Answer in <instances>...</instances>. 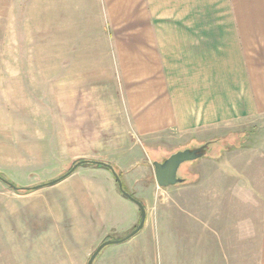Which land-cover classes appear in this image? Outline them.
<instances>
[{
    "label": "crops",
    "instance_id": "0c3cea01",
    "mask_svg": "<svg viewBox=\"0 0 264 264\" xmlns=\"http://www.w3.org/2000/svg\"><path fill=\"white\" fill-rule=\"evenodd\" d=\"M43 8L50 21L59 17L53 31L46 26L42 30L46 46L60 48L59 57L65 62L69 58L91 63L96 58L109 68L112 87L100 96L105 111L117 120L114 123L106 117L104 127L120 130L118 152L130 140V129L143 142L170 137L174 143L184 144L174 150L214 144L210 151L206 148L205 159L192 163L203 165L202 180L190 183V190L201 192L206 202V233H196L189 217L157 214L154 218L153 229L166 240L162 242L165 264H225L219 258L231 255L226 246L230 237L222 233L226 225L235 232L230 239L257 241L252 261L264 264V139L247 148L250 142L238 131L264 118V0H43ZM66 48L74 53L67 56ZM83 78L79 71L73 77ZM60 85L59 109L65 114L64 126L69 122L75 128L79 161H95L83 158H99V139L85 130L100 126L97 116L89 117L95 103L81 93L77 82L74 87ZM210 137L216 140H207ZM108 143L114 141L105 144L112 148ZM160 149L155 150L164 152ZM115 171L122 181V174ZM216 172L217 181L212 176V182L206 179ZM114 180L105 167L87 164L54 185L23 195L39 199L44 215L57 223L54 247L59 252L62 246L66 254L68 239H100L99 233L83 231L86 215L82 207L95 205L94 198L101 201L95 206V216L100 219L110 216L103 210L109 208L105 200L124 203L130 216L123 233L138 224V207L122 197ZM50 197L57 198L58 204L47 201ZM145 210L144 225L136 234L140 239L153 223ZM109 229L100 233L111 234ZM46 230H40L41 239L47 238ZM207 233L208 239L223 241L221 249L207 252L206 247L196 248L195 241L206 240ZM182 240L183 246L178 248Z\"/></svg>",
    "mask_w": 264,
    "mask_h": 264
},
{
    "label": "rangeland",
    "instance_id": "374dc122",
    "mask_svg": "<svg viewBox=\"0 0 264 264\" xmlns=\"http://www.w3.org/2000/svg\"><path fill=\"white\" fill-rule=\"evenodd\" d=\"M43 9V0H0V173L6 174L17 185L32 188L60 177L74 162L80 160L75 151L78 147L75 128L69 127V122L64 126L65 114L59 109L60 84H70L74 87L77 82L81 93L85 92L86 96L94 101V109L89 117L97 116L100 125L85 129L88 130V136L96 134L99 139V158H83L102 161L119 170L123 178L121 182L126 183L125 189L127 192L130 189L131 192L128 193L140 198L147 208V216L153 221L143 238L135 235L136 237L133 236L122 243L107 245L100 251L93 264H165L162 242L165 243L166 240L162 241L157 230L153 229L157 214L189 217L196 233H206V202L203 201L201 192L193 193V190H190V183L202 180L203 168L201 162L196 165L192 163L205 159L206 155L179 165L178 177L183 181L168 190H161L162 188L157 186L152 163L164 160L176 147L184 144H176L170 137L166 141L158 138L143 142L137 139L130 129V140H126L123 150L118 152V148L122 146V136H118L120 130L116 132L114 127H104L106 117L113 119V113L105 111L100 96L112 87L108 76L109 68L106 64L97 63L96 58L91 63L80 64V61L76 63L68 60L69 58L65 62L64 58L59 57L60 48L46 46L42 30L46 26L53 31L59 25V17L55 15L51 22L49 17L44 15ZM51 34L53 35V32ZM57 35H54L55 39L58 38ZM65 50L67 56L70 52L74 53L72 48ZM81 59L83 58H79ZM75 71L82 72L84 78L73 79L76 77ZM105 101L107 102L106 98ZM71 106L73 109L74 99ZM97 106L99 109L95 108ZM113 120L114 123L117 122L116 119ZM239 130L243 131L250 142L246 144L247 148L259 145L264 139V118L251 125L239 127ZM211 139L216 140V137L207 140ZM108 141H114L112 144L108 143L112 148L105 145ZM213 145L209 144L207 151H210ZM158 148L164 152H157L155 149ZM180 150L184 148L176 149L173 153ZM211 173L205 176L206 179L209 177L208 181H217L215 176L218 173ZM210 176L214 178L210 180ZM13 182L11 183L14 184ZM23 194L26 193L20 194L0 181V264H86L89 255L100 242L107 240V237L121 239L129 233H123L130 216L124 203L117 199L105 200L109 208L103 210L109 211L110 216L100 219L95 216V206L101 201L94 198L95 205L88 206L89 209L82 207L86 215L83 218V231L88 235L99 233L100 239H68L67 253L63 254L62 246L59 247V252L54 247L57 242L54 237H58V227L55 226L57 223L44 215L39 199L34 200L33 197ZM215 194H218V191L211 192V195ZM206 195L208 197V191ZM56 200L57 198L53 197L47 199L52 204H58ZM128 203L132 205V202ZM213 226L217 230L221 228L218 223ZM226 226L224 232L223 228L220 231L225 236L233 237L234 229ZM45 227L48 235L46 239H41L43 233L41 234L40 230ZM108 228L113 231L111 234L104 236L100 233V230ZM208 237L207 233L206 240L195 241L196 248L206 247L207 252L221 249L223 241L219 244L220 241L210 240ZM230 238L226 239V246L231 255L218 257L220 262L224 260L222 263L225 264H254V244H257V241H236ZM135 239L138 240L133 242ZM182 244L183 240L179 241L177 247L181 248ZM234 252L241 253V256H235Z\"/></svg>",
    "mask_w": 264,
    "mask_h": 264
},
{
    "label": "water",
    "instance_id": "95a60500",
    "mask_svg": "<svg viewBox=\"0 0 264 264\" xmlns=\"http://www.w3.org/2000/svg\"><path fill=\"white\" fill-rule=\"evenodd\" d=\"M208 147V143H205L197 148H193V149H184V150H180L177 151L175 153H172L169 157L165 158L162 161H154L153 164V168H154V175H155V180L156 183L158 185V187L160 188H168L169 186H174L176 184H179L183 181V179L178 177V169H179V165H181L184 162L187 161H192L198 158L203 157L206 153V148ZM87 164H96V165H100L102 167H105L106 169H108L113 177H114V181H116L117 186H118V190L119 193L122 195L123 198L131 201L134 205H136L139 209V222L137 224V226L135 228L132 229V231H130L125 237L121 238V239H107L104 240L102 242H100V244L97 246V248L92 252L91 255H89V259L87 260L86 264H93L94 260L96 259V257L98 256L97 254L100 253V251L106 247L107 245L110 244H118V243H122L124 241H127L128 239H130L131 237H133L134 235H136L143 227L144 222H145V215H146V210L144 205L142 204V202H140L138 199H136L133 195H131L130 193H128L127 191H125L123 189L122 186V182L120 181V177L117 174V172L115 171V169H113L112 165L105 163V162H101V161H77L76 163H74L69 170H67L66 173H64L63 175H61L58 178L52 179L51 181L46 182L45 184H39V185H35L32 187L33 190L44 187V186H50V185H54L57 182L61 181L62 179L66 178L67 176H69L74 169H76L77 167H81V166H86ZM3 183H5L6 185H8L10 188L16 190V186L13 185L12 183L5 181V180H1Z\"/></svg>",
    "mask_w": 264,
    "mask_h": 264
},
{
    "label": "trees",
    "instance_id": "16d2710c",
    "mask_svg": "<svg viewBox=\"0 0 264 264\" xmlns=\"http://www.w3.org/2000/svg\"><path fill=\"white\" fill-rule=\"evenodd\" d=\"M207 143H209V142H207ZM205 144V143H204ZM93 165H96V164H93ZM96 166H100V165H96ZM119 175V174H118ZM120 177V176H119ZM0 180H5V181H7V183L8 182H10V180L9 179H7L4 175H2L1 173H0ZM121 181V180H120ZM11 183V182H10ZM14 185V184H13ZM16 186V191L17 192H19L20 194L21 193H28V192H30L31 190H32V188L31 187H29V186H27V187H23V186H18V185H15ZM122 186H123V189L124 190H126L125 189V186H124V184H123V182H122ZM127 191V190H126ZM108 238H110V237H107L106 239H108Z\"/></svg>",
    "mask_w": 264,
    "mask_h": 264
}]
</instances>
